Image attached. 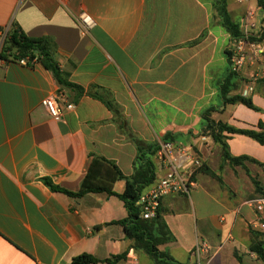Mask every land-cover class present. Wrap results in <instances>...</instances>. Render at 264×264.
Masks as SVG:
<instances>
[{"label": "crops", "instance_id": "obj_1", "mask_svg": "<svg viewBox=\"0 0 264 264\" xmlns=\"http://www.w3.org/2000/svg\"><path fill=\"white\" fill-rule=\"evenodd\" d=\"M215 3L0 0V46L13 25L29 37L49 39L70 81L92 92L99 87L134 136L148 145L171 137L169 142L194 149L205 171L194 174L189 194L163 198L160 212L175 240L160 246L161 251L177 263L196 264L192 251L203 239L212 248L207 264H264L250 250L253 240L264 246V231L251 227L255 214L245 204L255 192H264V145L223 132L233 157L259 162L232 165L207 129L209 119L259 131L264 125V62L249 59L229 95H242L252 86L249 97L256 109L225 105L221 85L230 75L234 41L217 19ZM227 4L239 25L248 9L264 20L258 0ZM82 12L97 23L87 36L76 20ZM53 96L64 108L74 105L58 122L42 106ZM119 125L105 103L88 95L77 100L40 62L24 66L0 58V264H72L83 254L98 259L96 264H127L131 250L139 264H155L127 237L122 221L128 211L119 197H74L44 182L78 193L95 157L132 176L138 147ZM153 160L157 184L164 172ZM125 188V181L113 184L119 195ZM229 235L232 240L225 243Z\"/></svg>", "mask_w": 264, "mask_h": 264}, {"label": "trees", "instance_id": "obj_2", "mask_svg": "<svg viewBox=\"0 0 264 264\" xmlns=\"http://www.w3.org/2000/svg\"><path fill=\"white\" fill-rule=\"evenodd\" d=\"M228 0H216L215 10L217 19L221 26L230 33L233 41L241 36V28L237 22H234L228 10ZM260 7H264L263 0H258ZM50 40L47 38H32L27 36L18 25L13 27L7 33L0 58L6 62L17 61L21 59H36L47 70L51 71L56 81L62 88L71 90L76 93V99L79 100L82 96L88 95L101 100L107 108L116 116V121L120 122L119 127L125 132L129 139H132L138 147V156L134 164V174L130 177L125 176L118 166L104 158L95 157L91 168L85 177L81 189L78 193L69 192L54 185L51 180L45 179V184L55 192H63L70 196L81 197L86 194H101L105 193L111 196H117L125 202L128 217L122 224L125 227L126 235L134 242V248L137 251H143L152 257L155 264H180L177 263L167 252L159 249L160 246L175 240L173 234L169 230L160 210L155 218L145 220L141 216V210L137 205L141 194L153 186L157 181L156 166L153 157L159 147V144L148 145L134 136L127 122L120 117V112L115 103L108 97L102 95L99 87L97 92H92L91 89L85 88L70 81L69 74L63 71L59 64L55 61L50 48ZM230 53L229 58L232 56ZM236 73L230 71L229 77L221 85V94L223 101L226 104H242L250 109H256L250 97L242 95H229L232 92L233 79ZM207 129L213 135V138L218 141L223 149V159L230 162L232 165L243 164L244 161H250L259 164L256 160L250 157H233L228 145L226 144L223 132L228 134L245 135L258 143L264 145V125L259 126L257 130H243L231 127L221 122H214L208 119ZM171 137H165L163 141H171ZM109 167L110 170H105ZM111 173V174H109ZM111 178V179H110ZM109 180V181H108ZM117 181H125L126 188L124 193L117 194L113 191V184ZM257 191L260 187H256ZM258 234V233H257ZM261 236L260 234L256 235ZM250 250L255 253L264 263V246L262 242L252 241ZM99 260L91 255L83 254L73 259L72 264H96Z\"/></svg>", "mask_w": 264, "mask_h": 264}, {"label": "built area", "instance_id": "obj_3", "mask_svg": "<svg viewBox=\"0 0 264 264\" xmlns=\"http://www.w3.org/2000/svg\"><path fill=\"white\" fill-rule=\"evenodd\" d=\"M239 3H248L250 0H237ZM83 36H87L96 27V20L87 12H82L76 18ZM241 36L234 39V51L230 57L231 71L238 74L246 66L249 59L264 62V20H259L257 10L248 9L242 18ZM0 46V51L2 50ZM20 65H34L36 59L17 60ZM253 87L245 89L242 96L249 97ZM42 106L48 111L54 121H61L66 111L74 108L68 105L61 106L59 97L53 96L42 101ZM159 168L164 172L157 184L146 189L137 203L141 210V216L150 220L158 214L164 197L174 194H189L195 187L194 174L202 167L201 158L195 153L191 146L175 145L172 142L162 141L154 155ZM255 214L251 227L264 231V196H259L245 202ZM232 240L229 235L226 242ZM223 246V245H221ZM210 244L203 239L198 240L192 251V257L196 264H207V258L211 252ZM127 264H139L136 251L131 250L128 255Z\"/></svg>", "mask_w": 264, "mask_h": 264}, {"label": "rangeland", "instance_id": "obj_4", "mask_svg": "<svg viewBox=\"0 0 264 264\" xmlns=\"http://www.w3.org/2000/svg\"><path fill=\"white\" fill-rule=\"evenodd\" d=\"M4 41H5V39L3 40V44H4ZM204 166L202 165V167L199 169L200 171H205L204 169ZM261 176L260 175H257L256 177H255V181H254V185H255V187H262L261 186ZM259 196H264V192L262 191L261 193H257V192H255V194H253L251 197H249L246 201H248V200H250V199H253V198H256V197H259ZM245 201V202H246ZM160 248V247H159ZM163 247H161V249H162Z\"/></svg>", "mask_w": 264, "mask_h": 264}]
</instances>
